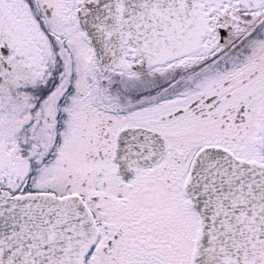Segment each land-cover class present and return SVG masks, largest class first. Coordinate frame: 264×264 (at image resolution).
<instances>
[{"label":"snow or ice","instance_id":"6c2138e0","mask_svg":"<svg viewBox=\"0 0 264 264\" xmlns=\"http://www.w3.org/2000/svg\"><path fill=\"white\" fill-rule=\"evenodd\" d=\"M0 264H264V0H0Z\"/></svg>","mask_w":264,"mask_h":264}]
</instances>
